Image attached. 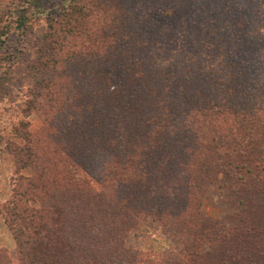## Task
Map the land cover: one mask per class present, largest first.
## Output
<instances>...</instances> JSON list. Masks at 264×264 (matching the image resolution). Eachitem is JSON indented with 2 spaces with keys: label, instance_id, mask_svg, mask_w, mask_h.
I'll use <instances>...</instances> for the list:
<instances>
[{
  "label": "trees",
  "instance_id": "16d2710c",
  "mask_svg": "<svg viewBox=\"0 0 264 264\" xmlns=\"http://www.w3.org/2000/svg\"><path fill=\"white\" fill-rule=\"evenodd\" d=\"M0 105V264L201 260L209 196L262 232L264 0H0Z\"/></svg>",
  "mask_w": 264,
  "mask_h": 264
},
{
  "label": "rangeland",
  "instance_id": "374dc122",
  "mask_svg": "<svg viewBox=\"0 0 264 264\" xmlns=\"http://www.w3.org/2000/svg\"><path fill=\"white\" fill-rule=\"evenodd\" d=\"M6 105H0L2 111V117L6 119L10 117L11 110H5ZM9 175L10 171L6 169L4 165H0V201H3L9 193ZM212 191H216V185L213 187ZM260 212V211H259ZM255 212V216L252 219L254 226H251L253 230L257 231L262 229V232H255L250 234L247 246L239 247V254L243 259L234 260V257L229 254V248L225 245H220L216 238L217 234L220 232L221 228H226L230 222V215L232 213V208H229V203L222 198L218 199L213 196H209L206 204L203 207V214L201 218V229L203 231H208L214 236V240H207L205 244V255L199 260L198 258H190L189 256H184L181 247L168 239H163L159 234V230H154L153 227L150 231H147V235L150 236L149 242H142L141 247L144 249H158V250H168L173 255H175L180 261L185 264H208L209 260L214 258L223 259L225 264H264V219L260 217L261 212ZM257 214V215H256ZM240 216V213L238 212ZM264 217V216H263ZM242 220L240 221V223ZM262 223V224H260ZM152 233V234H151ZM217 236V237H216ZM0 247L5 248L9 253H13L14 244L11 239L10 234L5 229L2 220L0 218ZM206 260V261H205ZM243 260V261H242ZM207 262V263H206Z\"/></svg>",
  "mask_w": 264,
  "mask_h": 264
}]
</instances>
